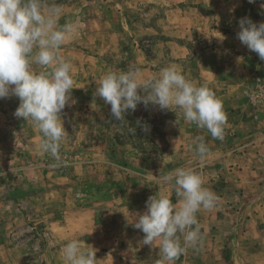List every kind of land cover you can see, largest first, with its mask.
I'll return each mask as SVG.
<instances>
[{
  "label": "rangeland",
  "instance_id": "rangeland-1",
  "mask_svg": "<svg viewBox=\"0 0 264 264\" xmlns=\"http://www.w3.org/2000/svg\"><path fill=\"white\" fill-rule=\"evenodd\" d=\"M172 1L45 0L49 6H62L58 26L73 25L72 39L67 38L59 51L73 66L72 99L60 113L68 135L59 149V166L54 167L56 159L39 150L41 133L31 122L15 117L19 99H0V264H65L62 248L72 239L94 249L95 264H155L159 259L157 244L142 243L144 233L133 226L135 215L146 211V201L157 192L177 202L174 188L159 183V175L189 167L206 176L207 169L194 168L182 154L169 150L163 120L182 115L178 109L157 110L158 105L140 103L134 112L128 110L125 120L118 121L111 106L94 94L96 82L106 71L136 68L133 48L121 38H128L134 24L151 25L176 10ZM204 1L213 5L177 6L204 15L208 26L224 35L238 33V21L244 17L264 23V0ZM97 34L120 40L98 53L88 41ZM194 42L200 52L211 48L199 39ZM157 45L154 37L146 36L133 44L152 57L157 51L163 53ZM190 58H196L195 53ZM253 89L247 98L264 114V72ZM208 178L204 186L217 193L220 188ZM222 216H203L198 221L215 227L224 219V229L239 221L234 214L227 219ZM229 232L223 236L232 242L235 236ZM219 254L225 264H240L239 250L225 248ZM251 262L260 264L259 260Z\"/></svg>",
  "mask_w": 264,
  "mask_h": 264
},
{
  "label": "clouds",
  "instance_id": "clouds-1",
  "mask_svg": "<svg viewBox=\"0 0 264 264\" xmlns=\"http://www.w3.org/2000/svg\"><path fill=\"white\" fill-rule=\"evenodd\" d=\"M62 12V6H49L45 0H0V99H19L15 117L31 122L41 133L39 150L56 159L54 167L59 166V149L68 135L60 113L74 89L72 63L59 54L73 31L72 24L58 26ZM238 23V40L264 61V23L248 17ZM34 65L50 70L35 71ZM94 95L111 106L115 120H125L128 110L134 112L140 103L158 105L161 110L178 109L187 123L206 129L213 139H224L227 116L222 102L206 85L187 79L178 65L163 67L149 78L138 68L108 70L96 82ZM193 144L195 155L203 160L208 154L204 138L196 137ZM158 182L174 188L177 202L157 192L146 201V211L135 215L133 226L144 233V245H158L155 264H175L189 248L202 245L197 213L213 209L218 197L193 168H176L159 175ZM62 256L65 264L96 262L94 249L85 248L77 239L63 246Z\"/></svg>",
  "mask_w": 264,
  "mask_h": 264
},
{
  "label": "crops",
  "instance_id": "crops-1",
  "mask_svg": "<svg viewBox=\"0 0 264 264\" xmlns=\"http://www.w3.org/2000/svg\"><path fill=\"white\" fill-rule=\"evenodd\" d=\"M194 2L173 0L170 5L176 6V10L161 15L154 24H134L135 29L128 38H121L131 44L136 68L142 70L144 78L168 65H178L187 79L198 86L206 85L215 93L227 116L223 140L213 139L206 129L187 123L183 115L163 120L162 133L170 152H179L194 168L207 169L206 176H202L203 182L209 181L210 176L213 180L210 184L220 188L214 192L218 197L215 207L201 209L197 220L203 216L221 219L224 214L225 219L229 214L239 219L229 229L222 228L224 219L215 227L198 221L202 245L197 249L189 248L175 264H225L219 254L225 248L239 250L240 264H252L251 260L264 264V114L247 98L257 87L258 77H263L264 66L258 55L238 40L237 33L224 35L216 28L211 29L204 15L177 6L213 5L204 0ZM144 36L154 37L164 49L163 53L157 51L156 57L147 56L134 47L136 40ZM195 39L201 40V45L208 43L210 50L200 52L194 44ZM119 40L115 35L104 38L98 34L88 39L90 48L99 50L98 53L115 47ZM193 53L196 58L191 59ZM157 110H160L159 106ZM196 137H203L208 148L203 160L195 155L193 140ZM229 202L235 203L231 206ZM226 230L235 236L232 242L223 236ZM232 262L237 260L232 259Z\"/></svg>",
  "mask_w": 264,
  "mask_h": 264
}]
</instances>
